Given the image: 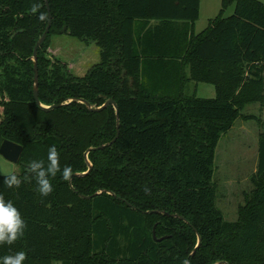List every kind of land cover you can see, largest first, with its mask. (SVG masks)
Listing matches in <instances>:
<instances>
[{
  "label": "trees",
  "instance_id": "trees-1",
  "mask_svg": "<svg viewBox=\"0 0 264 264\" xmlns=\"http://www.w3.org/2000/svg\"><path fill=\"white\" fill-rule=\"evenodd\" d=\"M33 2L46 21L31 13ZM48 2L51 29L37 64L41 104L63 105L51 111L34 98L46 0H0V134L24 148L20 187L7 188L0 175V195L27 224L0 256L24 251L25 264H264V132L254 190L237 221L225 220L213 180L221 137L248 104H264V3L224 0L197 34L201 0ZM54 37L95 44L100 62L76 76L50 56ZM193 82L213 85L215 98L197 97ZM81 99L93 108L114 99L119 130L112 106L93 112ZM53 145L73 176L50 178L54 190L43 197L28 166L47 163Z\"/></svg>",
  "mask_w": 264,
  "mask_h": 264
},
{
  "label": "rangeland",
  "instance_id": "rangeland-1",
  "mask_svg": "<svg viewBox=\"0 0 264 264\" xmlns=\"http://www.w3.org/2000/svg\"><path fill=\"white\" fill-rule=\"evenodd\" d=\"M224 0H201L200 18L195 32H203L210 21L220 16ZM264 3V0H258ZM235 5L223 13L230 17ZM50 56L63 59L76 76H84L100 62L99 50L95 44L86 45L71 37H54L49 51ZM191 90L199 98H215V87L194 82ZM264 132V104L250 103L237 119L233 128L220 139L216 150L214 182L217 187V206L227 222L239 219V211L246 204V196L254 190L253 176L258 167V144ZM22 172V165L13 164L0 155V175ZM52 264H62L54 261Z\"/></svg>",
  "mask_w": 264,
  "mask_h": 264
},
{
  "label": "clouds",
  "instance_id": "clouds-1",
  "mask_svg": "<svg viewBox=\"0 0 264 264\" xmlns=\"http://www.w3.org/2000/svg\"><path fill=\"white\" fill-rule=\"evenodd\" d=\"M32 14H39L40 21L47 20V14L40 11V5L33 2L30 8ZM28 171L34 178L37 191L43 197L49 196L53 192V184L50 178H54L59 173L64 181H70L73 176L71 166L61 168L58 149L55 145L49 147L47 152V163L44 160L33 159L29 162ZM4 185L9 188H19L21 178L13 173L4 176ZM27 224L18 209L12 202L5 200L0 195V245H13L24 233ZM26 252L18 251L14 254L0 256V264H25ZM184 264H188L187 261Z\"/></svg>",
  "mask_w": 264,
  "mask_h": 264
},
{
  "label": "water",
  "instance_id": "water-1",
  "mask_svg": "<svg viewBox=\"0 0 264 264\" xmlns=\"http://www.w3.org/2000/svg\"><path fill=\"white\" fill-rule=\"evenodd\" d=\"M46 5H47V8H48V12H49V23H48V26H47V29H46L45 33L43 34V36L37 42L36 47L34 49V54H33V61H34V64H35V66H34V70H35L34 98H35V101H36V103H37V105L39 107H41L45 111H51L52 109L61 107L63 105L61 104V105H55V106L47 107V106H44L43 104H41L40 99H39V75H38V64H37V61H38V50L44 44V42L46 41V39L48 37V34H49V31L51 29V23H52V16L50 14V7H49L48 0H46ZM70 102H76V100H71ZM79 102H81L83 104H86L87 107L93 112H101V111L105 110L106 108L112 106L116 110V114H117V117H118L117 124H118V130H119V128H120L119 111H118L117 103H116V101L114 99H108L106 101V103L102 107H98V108L91 107V105L87 101L82 100V99L79 100ZM118 136H119V132H118L116 138L109 145H112L115 142V140L117 139ZM105 146H102L100 148H104ZM23 150H24L23 146H21V145H19L17 143H14L12 141H9L7 139H4V137L0 134V155L2 157H4L7 161H9V162H11L13 164H19L20 159H21L22 154H23ZM92 150L93 149H89L85 153L86 159H88V155H89V153ZM88 164H89V170L85 174H88L93 168V165L89 162V160H88ZM99 194H101V193H98V194H95V195L89 196V197L84 196V198L85 199H92V198L96 197ZM157 212L158 211L151 212V213H157ZM174 216L175 217H180V216H177V215H174ZM180 218L183 219V217H180ZM161 240L162 239H160V241ZM200 244H201V238H199L198 247L200 246ZM217 264H227V263L220 262V263H217Z\"/></svg>",
  "mask_w": 264,
  "mask_h": 264
}]
</instances>
